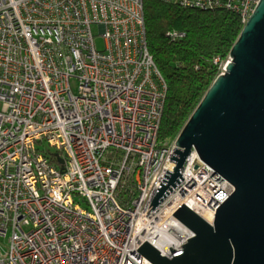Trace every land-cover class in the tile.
<instances>
[{"label":"built area","instance_id":"2783aa9c","mask_svg":"<svg viewBox=\"0 0 264 264\" xmlns=\"http://www.w3.org/2000/svg\"><path fill=\"white\" fill-rule=\"evenodd\" d=\"M164 1L244 24L259 0ZM165 94L144 0H0V264H152L145 241L170 256L194 235L173 215L183 203L213 224L233 186L195 151L149 209L175 166V140L157 139Z\"/></svg>","mask_w":264,"mask_h":264},{"label":"water","instance_id":"95a60500","mask_svg":"<svg viewBox=\"0 0 264 264\" xmlns=\"http://www.w3.org/2000/svg\"><path fill=\"white\" fill-rule=\"evenodd\" d=\"M175 146L174 172L166 170L151 211L184 179L179 169L192 151L233 191L219 202L212 225L184 203L173 213L194 233L181 249L169 247L170 256L162 255L145 241L139 255L152 264H264V0L243 24L224 72L202 96Z\"/></svg>","mask_w":264,"mask_h":264},{"label":"trees","instance_id":"16d2710c","mask_svg":"<svg viewBox=\"0 0 264 264\" xmlns=\"http://www.w3.org/2000/svg\"><path fill=\"white\" fill-rule=\"evenodd\" d=\"M149 51L166 83L158 142L176 139L202 96L219 75L243 23L224 5L205 9L164 0H144ZM132 184L122 179L116 194L125 202Z\"/></svg>","mask_w":264,"mask_h":264},{"label":"rangeland","instance_id":"374dc122","mask_svg":"<svg viewBox=\"0 0 264 264\" xmlns=\"http://www.w3.org/2000/svg\"><path fill=\"white\" fill-rule=\"evenodd\" d=\"M93 31H94V34L96 35L97 46L101 48L103 46V39L101 37H99V35L97 34L98 31H97V27L96 26H93ZM226 62L224 64H222L221 67H223L226 64ZM72 86L75 87V82H72ZM49 149H50V152L52 154H54L56 152V150L54 148H49Z\"/></svg>","mask_w":264,"mask_h":264}]
</instances>
